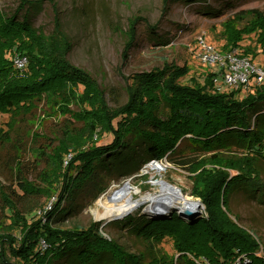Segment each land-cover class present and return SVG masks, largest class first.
I'll use <instances>...</instances> for the list:
<instances>
[{
  "label": "trees",
  "instance_id": "1",
  "mask_svg": "<svg viewBox=\"0 0 264 264\" xmlns=\"http://www.w3.org/2000/svg\"><path fill=\"white\" fill-rule=\"evenodd\" d=\"M39 5V1L21 0L13 14L0 10V47L26 59L25 67L18 69L11 59L0 57V114H10L12 131L13 118L42 98L60 104L64 113L78 100L90 109L72 112L75 122L85 119L79 131L74 124H65L55 136L48 152L50 167L40 171L39 185L23 174V149L14 146L16 190L0 179L2 212L10 219L9 224L0 221V264H264L261 243L223 208L232 192L241 188L264 202V180L257 165L264 159V84L240 98L238 90L216 88L215 73L204 84H186L180 80L187 73L184 67L167 66L138 73L128 100L112 107L86 73L54 57L44 45L31 23L32 10ZM237 15L251 17L250 27L261 32L258 42L264 48V9H246ZM156 40L161 43L160 37ZM135 42L133 25L124 57ZM106 135L112 141L98 144ZM38 138L32 136L33 141ZM13 140L8 133H0V143ZM225 150L244 153L235 157L233 172L204 163L202 169L195 168L199 163L193 154ZM216 154L211 155L213 159ZM180 156L179 164L193 174L192 194L206 205L207 216L194 220L177 212L158 217L139 212L128 215L123 224L146 240L173 238L175 250L186 254L148 261L144 253L131 252L105 235L100 222L87 228L56 226L75 206L65 202L74 200L82 187L96 188L102 176L132 170L141 161H174ZM52 195L55 201L44 209L41 198ZM9 254L19 261L12 262Z\"/></svg>",
  "mask_w": 264,
  "mask_h": 264
},
{
  "label": "rangeland",
  "instance_id": "2",
  "mask_svg": "<svg viewBox=\"0 0 264 264\" xmlns=\"http://www.w3.org/2000/svg\"><path fill=\"white\" fill-rule=\"evenodd\" d=\"M20 1L0 0V10L7 15L13 14ZM35 1H39L40 5L32 10L35 13L31 23L37 28L44 45L54 57L70 62L72 66L86 73L87 77L98 85L107 103L112 107L124 104L128 100V92L136 87L135 76L140 72L150 73L167 66L184 67L187 73L180 79L182 83L204 84L206 77L214 72L199 61L200 40L219 50H228L235 46V49L250 57L252 61L264 66V48L258 42L261 32L251 29L250 16L240 18L237 15L246 9H264V0ZM133 25L136 27V42L126 52L127 57H124ZM156 36L161 38V43L156 40ZM5 56L11 59L14 66L17 58H23L15 55L14 51L6 46L0 47V57ZM220 82L221 77L216 74L214 85L218 89ZM233 90H238L240 98L251 91L245 86ZM68 109L69 112L64 113L60 104L47 103L43 98L35 100L32 105L24 106L13 118L15 126L12 131L9 130L10 114H0V133H8V136L11 138L13 136L14 139L11 144L0 143V179L4 184L16 190L13 164L16 159L14 146H17L23 149V174L39 185L40 171L50 167L48 152L55 136L62 132L65 124L69 126L74 124L79 131L85 119L75 122L72 112L79 113L90 107L78 100V105L72 103ZM67 119L70 120L66 122ZM32 136L39 138L33 141ZM111 141L112 137L106 135L98 144ZM214 153H217V157L213 159L211 155ZM243 155L244 153L240 151L225 150L200 152L193 154L192 157H198L199 164L195 165L196 169L204 163L233 172L231 165L235 157ZM182 157H177L174 161L167 158L146 163L141 161L138 167L132 170L124 168L113 175L102 176L96 188L88 184L76 192L74 200L65 202V206L71 205V202H74L75 206L71 205L73 209L57 221L56 226L87 228L92 222H100L105 235L116 239L131 252L144 253L148 261L154 257L159 260H173L186 254L175 250L173 238L146 240L138 237L131 228L123 224L128 215L139 212L148 217H155L146 210L149 201H140L130 214L115 219L101 218L96 214L97 211L103 214L105 210L100 200H106L110 193L123 187L127 182L130 183L134 198L137 200L142 195L158 191L156 182L163 179L199 202L200 206L197 211H190L191 215L183 216L174 209L167 212L166 216L173 212H177L183 218L194 220L207 216L206 205L192 194L194 183L192 172L179 164ZM151 164L162 165L163 169L152 170ZM257 165L264 180V159L258 160ZM54 201L55 196L52 195L43 196L40 202L42 207L47 209ZM2 207L3 202L0 199V221L9 224L10 219L5 217ZM223 208L240 228L257 238L263 249L264 202L241 188L232 192L227 207ZM194 212L198 214H193ZM12 233L17 235L18 231ZM9 257L12 262L19 261L16 256L9 254ZM52 264L67 263L61 261Z\"/></svg>",
  "mask_w": 264,
  "mask_h": 264
},
{
  "label": "bare ground",
  "instance_id": "3",
  "mask_svg": "<svg viewBox=\"0 0 264 264\" xmlns=\"http://www.w3.org/2000/svg\"><path fill=\"white\" fill-rule=\"evenodd\" d=\"M152 170L161 171L163 166L151 164ZM156 185L159 190L155 193L142 195L140 199L135 200L134 192L131 190L130 183L127 182L123 187L119 188L113 193L109 194L106 200L101 199L100 203L105 209L103 214L97 211V216L105 219H113L115 217L124 216L128 212H132L138 206L140 201H149L146 207L150 215L166 214L174 209L189 213L190 211H197L200 206L199 203L191 197L185 195L181 190L172 186L165 180H157Z\"/></svg>",
  "mask_w": 264,
  "mask_h": 264
},
{
  "label": "built area",
  "instance_id": "4",
  "mask_svg": "<svg viewBox=\"0 0 264 264\" xmlns=\"http://www.w3.org/2000/svg\"><path fill=\"white\" fill-rule=\"evenodd\" d=\"M199 61L221 77L220 91H229L245 86L254 90L264 84V66L252 61L238 49L223 51L200 40ZM25 59L17 58L15 66L25 67ZM217 78V77H216Z\"/></svg>",
  "mask_w": 264,
  "mask_h": 264
},
{
  "label": "water",
  "instance_id": "5",
  "mask_svg": "<svg viewBox=\"0 0 264 264\" xmlns=\"http://www.w3.org/2000/svg\"><path fill=\"white\" fill-rule=\"evenodd\" d=\"M198 203H199V202H198ZM177 211H178V213H181L183 216H184V215H191V213H186V212L181 211V210H177ZM128 214H130V212H128L127 215H128ZM162 214H164V213H162ZM162 214L157 215V216H155V217L161 216ZM193 214H198V213H197V212H194ZM125 215H126V214H125ZM185 217H186V216H185ZM115 218H118V217H115ZM115 218H114V219H115Z\"/></svg>",
  "mask_w": 264,
  "mask_h": 264
}]
</instances>
